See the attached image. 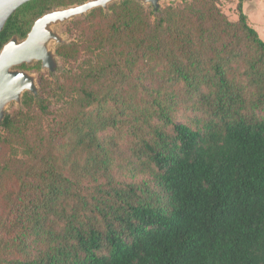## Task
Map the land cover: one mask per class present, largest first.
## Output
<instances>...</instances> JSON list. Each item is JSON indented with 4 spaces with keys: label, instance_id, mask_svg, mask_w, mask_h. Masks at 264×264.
Returning <instances> with one entry per match:
<instances>
[{
    "label": "trees",
    "instance_id": "obj_1",
    "mask_svg": "<svg viewBox=\"0 0 264 264\" xmlns=\"http://www.w3.org/2000/svg\"><path fill=\"white\" fill-rule=\"evenodd\" d=\"M30 0L0 51L48 11ZM119 0L0 123V264H264V39L238 5Z\"/></svg>",
    "mask_w": 264,
    "mask_h": 264
},
{
    "label": "water",
    "instance_id": "obj_2",
    "mask_svg": "<svg viewBox=\"0 0 264 264\" xmlns=\"http://www.w3.org/2000/svg\"><path fill=\"white\" fill-rule=\"evenodd\" d=\"M30 0H0V33L8 19L19 7ZM117 0H89L82 4L58 8L38 17L27 36L19 40L12 37L0 51V123L5 117V107L12 101H20L26 90L37 93L34 78L16 66L32 61H42L44 67L53 66V57L47 42L56 35L48 26L56 21H64L75 16L85 15L96 7L108 9V5ZM142 1V0H138ZM159 8V0H149ZM62 43V42H61Z\"/></svg>",
    "mask_w": 264,
    "mask_h": 264
},
{
    "label": "rangeland",
    "instance_id": "obj_3",
    "mask_svg": "<svg viewBox=\"0 0 264 264\" xmlns=\"http://www.w3.org/2000/svg\"><path fill=\"white\" fill-rule=\"evenodd\" d=\"M119 1V0H117ZM181 0H159V7L164 6L171 2H178ZM143 4L148 8H154L155 6L149 0H142ZM240 0H222L221 6L223 10L232 20L238 18V5ZM243 11L248 15L250 24L257 29L261 38L264 39V0H242L241 1ZM84 15L75 16L73 18L56 21L48 26V29L55 33L56 37L51 38L47 42L48 50L51 52L53 57V66L44 67L41 61H32L30 63H23L22 65L16 66L15 69L27 71L33 78L36 85L37 93L48 97L44 87L45 82L54 81L57 77L61 76L62 73L69 68V64L66 63L56 53V47L61 42H71L80 38V30L75 25L76 19H81ZM18 37V36H17ZM19 40L23 38L18 37ZM25 92H30L26 90ZM24 92V93H25ZM32 93V92H31ZM24 95V94H23ZM23 97V96H22ZM22 97L20 101H12L5 107V114L7 112L17 111L22 106ZM51 108L54 111H62L65 109L63 101H59L56 97L50 96Z\"/></svg>",
    "mask_w": 264,
    "mask_h": 264
},
{
    "label": "flooded vegetation",
    "instance_id": "obj_4",
    "mask_svg": "<svg viewBox=\"0 0 264 264\" xmlns=\"http://www.w3.org/2000/svg\"><path fill=\"white\" fill-rule=\"evenodd\" d=\"M41 63H42V61H41ZM42 65H43V63H42Z\"/></svg>",
    "mask_w": 264,
    "mask_h": 264
}]
</instances>
